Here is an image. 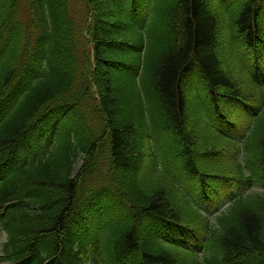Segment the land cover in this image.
I'll list each match as a JSON object with an SVG mask.
<instances>
[{
  "label": "trees",
  "instance_id": "obj_1",
  "mask_svg": "<svg viewBox=\"0 0 264 264\" xmlns=\"http://www.w3.org/2000/svg\"><path fill=\"white\" fill-rule=\"evenodd\" d=\"M221 5L0 0V264H264V194L213 223L198 209L264 180L257 57L246 70L224 33L254 51L264 0H237L225 26ZM90 48L101 101L78 83ZM127 56L144 87L109 76ZM198 237L203 259L185 250Z\"/></svg>",
  "mask_w": 264,
  "mask_h": 264
},
{
  "label": "rangeland",
  "instance_id": "obj_2",
  "mask_svg": "<svg viewBox=\"0 0 264 264\" xmlns=\"http://www.w3.org/2000/svg\"><path fill=\"white\" fill-rule=\"evenodd\" d=\"M195 103H198V100H197V99H195V100L193 101V104H195Z\"/></svg>",
  "mask_w": 264,
  "mask_h": 264
}]
</instances>
